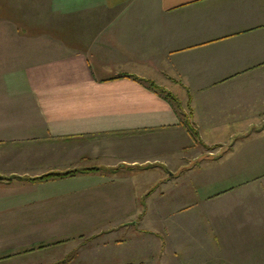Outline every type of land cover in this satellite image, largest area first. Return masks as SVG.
Masks as SVG:
<instances>
[{
  "label": "crops",
  "instance_id": "crops-1",
  "mask_svg": "<svg viewBox=\"0 0 264 264\" xmlns=\"http://www.w3.org/2000/svg\"><path fill=\"white\" fill-rule=\"evenodd\" d=\"M0 8V264H264V0Z\"/></svg>",
  "mask_w": 264,
  "mask_h": 264
},
{
  "label": "trees",
  "instance_id": "trees-1",
  "mask_svg": "<svg viewBox=\"0 0 264 264\" xmlns=\"http://www.w3.org/2000/svg\"><path fill=\"white\" fill-rule=\"evenodd\" d=\"M141 81H143L151 89H153L154 91H156L157 93H159L160 95H162L163 97L168 99L171 102V104L173 105V107L175 108V110L177 111V113L181 116V118L184 121L188 122L187 121L188 115L185 113V111H183L182 103L177 98V96H175L172 92L166 90L165 88L157 85L154 81L143 80V79H141ZM191 131H192L193 135H195L196 132L194 131L193 128H191ZM76 172H78V170H71V171H67V172L48 173V174L43 175L42 177H40V179H49V178H54V177H64V176L73 175Z\"/></svg>",
  "mask_w": 264,
  "mask_h": 264
},
{
  "label": "rangeland",
  "instance_id": "rangeland-1",
  "mask_svg": "<svg viewBox=\"0 0 264 264\" xmlns=\"http://www.w3.org/2000/svg\"><path fill=\"white\" fill-rule=\"evenodd\" d=\"M16 12H18V11H16ZM16 12L14 10H12L11 13L10 12H3V10L0 8V34H3L2 30H5L7 28V27L6 28L4 27L2 19H8V18L15 19L16 18V20L18 21L17 18H20L22 13L20 14V13H16ZM23 15L30 16L29 13H23ZM32 21H34V20H32Z\"/></svg>",
  "mask_w": 264,
  "mask_h": 264
}]
</instances>
